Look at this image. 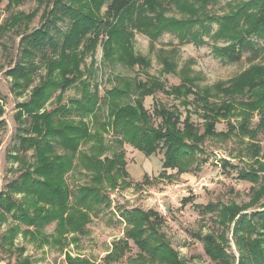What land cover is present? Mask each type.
I'll return each instance as SVG.
<instances>
[{"label":"trees","instance_id":"obj_1","mask_svg":"<svg viewBox=\"0 0 264 264\" xmlns=\"http://www.w3.org/2000/svg\"><path fill=\"white\" fill-rule=\"evenodd\" d=\"M59 1L52 0L53 8L49 13L58 8L56 3ZM73 1H78L79 4L74 6L63 2L62 5L72 15L73 29L77 27L79 34L64 37L65 44L58 59L44 58L46 73L42 83L32 88L29 100L17 104L18 110L14 115L20 125L25 118L29 120L28 127L18 136V144L23 152L32 150L33 160L28 161L19 154L13 155L14 161H21L24 168L17 178L8 183L9 193L0 191L1 221H5L6 214L11 213L14 220L27 227H34L33 230L25 228V231L35 239L44 226L55 222L54 233L46 235V238L50 236V240L46 239V242L62 248L70 241H75V235L85 234L92 213L101 206H107L105 189L116 188L128 177L123 148L125 142L147 156L163 151V168L175 169V173L180 174L190 171L196 162L193 161L194 155L189 153L193 149H185L183 134L188 139L195 140L194 143H200L205 137L219 134L228 137L233 130L236 131L235 135L255 139L259 130L264 129V57L260 58L264 51V0L228 2V11L221 15H203L208 4L214 0H185L186 3L180 9L185 14L188 13L187 19L165 18L160 25L158 23L157 30L165 29L180 34L185 40L194 35L198 42H204L202 36L209 35L214 41L211 46L212 54L225 62L239 61L245 51H249L250 60L261 59L252 62L250 68L244 69L238 76L225 82L218 81L214 85L226 95L225 100L210 101L211 95L207 89L205 114H200L204 127L201 134L192 128L193 112L188 108L191 103L190 95L192 100L201 98L188 86L175 85L167 88L159 81L150 84L126 78L125 83L117 82L105 91L104 96L99 95L98 87L83 78L77 49L81 47L80 43H84L86 47L96 43L99 34L89 36L86 33L101 22L96 15L99 7L106 6L104 24L112 27V24H121L126 18L133 19L130 14L136 0ZM158 8L161 10V6ZM33 14L34 11L28 15ZM153 19L144 16L143 28L148 29L154 25ZM161 19L159 17V21ZM213 23L216 24L215 29ZM6 27V23L3 24L4 30ZM94 30L99 31V28ZM114 35L107 34L105 44ZM37 39L41 38L36 36L34 40L30 39L29 46L24 48L27 59L35 56L34 49H40L51 42L50 39H47L48 42ZM217 41L227 44L219 46ZM108 53L110 47L105 52L106 55ZM129 53L133 56L132 51ZM138 61V58L130 57L128 66L131 67ZM27 63L30 69L33 68L31 61ZM28 68L26 64L18 63L8 71L15 79H23V82L14 84L15 87L29 84L32 78ZM76 83L81 87L80 97L62 102L65 91ZM156 91L167 92L168 96L179 102L169 107L156 102L150 113L144 106V98L152 96ZM235 94L246 98L236 101ZM53 97L57 105L47 109L46 105ZM102 106L106 109V115L103 116L98 112ZM180 107L184 109L181 110ZM253 112L260 114V121L256 127L251 128L248 123ZM234 115L241 116L238 124L230 121ZM155 118H159L157 124ZM84 119H91L93 131ZM220 119L228 121L225 132L215 130V123ZM181 123L183 128L179 125ZM110 131L116 138V147L109 155L107 151L110 148L105 135ZM255 143H250L254 157L252 164L241 169L238 174L239 179L251 184L248 202L201 205L203 209L215 211L220 223H225L228 228L232 221V235L238 250L237 264H264V201H261L264 198V160L259 157V145ZM83 145H87V148L83 149ZM201 151L200 148L196 149V152ZM228 164L229 162L223 161L224 166ZM74 169L84 171L88 180L72 190L67 184L66 175ZM124 183L129 185L128 182ZM12 194H19L21 197L14 199ZM250 206L255 208L247 213ZM122 216L127 225L124 238L114 243L112 250L105 256L107 259H119L130 249L131 240L139 249L140 257L147 256L162 264H184L162 229L164 219L157 210L142 211L134 208L123 211ZM8 230L11 241L15 230L14 227ZM4 238L8 241L5 236ZM202 240L204 252L217 260L219 254L216 249L221 246L209 234L204 235ZM65 260L67 264L87 262L86 259L73 257L69 253H65Z\"/></svg>","mask_w":264,"mask_h":264},{"label":"rangeland","instance_id":"obj_2","mask_svg":"<svg viewBox=\"0 0 264 264\" xmlns=\"http://www.w3.org/2000/svg\"><path fill=\"white\" fill-rule=\"evenodd\" d=\"M236 1L247 0H214L208 4L203 15L207 13L221 15L228 11V2ZM63 2L74 6L79 4L78 1L60 0L56 3L58 8L49 13L53 8L52 0L43 2L3 0L0 3V191L5 193L10 192L8 183L17 178L24 168L23 163L14 161L12 156L19 154L28 161L33 160L32 150L23 152L18 144V136L28 127L29 120L25 118L24 123L20 125L15 119L17 104L29 100L32 88L42 83L46 73L44 58L58 59L59 52L65 44L64 37L68 34H79L77 27L73 29V17L62 5ZM185 3V0H136L130 14L133 19L126 18L121 24L117 22L112 24V27L104 24L106 6L102 5L96 11L97 17L101 20L95 27L99 28V31L91 28L86 33L89 36L99 34L96 43L91 47L80 43L81 47L77 49V54L81 60L80 70L84 73L83 78L98 87L101 97L117 82L125 83L126 78L147 81L150 84L159 81L167 88L175 85L190 87L201 98L192 100L190 95L191 103L188 107L193 112L192 128L201 134L204 127L200 114L203 116L205 114L207 89L211 95L210 101L225 100L226 95L214 85L218 81H228L238 76L244 69H249L252 62L263 59L264 51L261 59L252 61L249 59V51H245L239 61L225 62L212 54L211 46L214 41L209 35H203L204 42H198L194 35L185 40L180 34L165 29L157 30L158 23L160 25L165 18L187 19L188 13L185 14L184 10L180 9ZM158 6H161V10ZM32 11L34 14L29 16ZM137 15L140 18L136 19ZM156 15L162 19L159 21ZM144 16L154 18V25L148 29L142 26ZM5 23L7 27L4 30ZM212 26L213 29L216 28L215 23ZM107 34L115 35L105 44ZM36 36L41 38L37 39L38 41L48 42L47 39H50L51 42L40 49H34L35 56L27 59L23 50L29 46V40H34ZM258 42L261 44L260 40ZM216 43L219 46L227 44L222 41ZM108 45L110 53L106 55ZM130 57L139 59L131 67L128 66ZM27 61L33 63V68L30 69ZM18 63H24L29 67L32 78L27 86L22 84L20 88L14 84L23 82V79H15L8 74V71ZM80 94L81 87L76 83L65 91L62 102L79 98ZM234 96L236 101L246 98L236 94ZM156 102L169 107L179 101L168 96L167 92L160 91L144 98V106L150 113L153 112ZM56 105L53 97L46 108L51 109ZM180 109L183 110L184 107ZM98 112L101 116L106 115L105 107H100ZM240 118V115H234L230 121L238 124ZM154 120L156 124L159 122V118ZM85 121L93 131L91 119ZM259 121L260 114L253 112L248 125L254 128ZM227 122L224 119L218 120L215 123L216 132H225L228 129ZM179 125L183 128L182 123ZM235 132L233 130L228 137L220 134L205 137L200 143H194L195 140L188 139L183 134L186 140L185 149L186 151L193 149L189 153L194 155L193 161L196 162L190 171L176 174L175 169H167L166 175L162 176L160 174L164 172L163 151L147 156L125 142L123 144L125 160L131 162L128 165L131 173L129 172L128 177L116 188L105 189L104 193L108 196L105 202L108 204L92 213L85 234L75 235L77 239L62 248L46 242L50 240V236L46 238V235L54 233L55 222L44 226L39 236L36 233L35 239L31 233L25 231V228L33 230L34 227L19 223L11 217V213H7L5 221L0 220V264H67L65 253L86 259L87 262L84 264H162L147 256L140 257L139 249L131 240L130 249L119 259L105 257L112 250L114 243L124 238L127 225L122 212L134 208L142 211L154 209L162 215L164 219L162 229L184 264H237L238 250L232 235V221L229 222L228 228L225 223H220L215 211L202 207L209 203L242 204L249 200L251 184L249 181L239 179L238 174L241 169L252 164L254 159L250 143L256 142L259 145V157L264 160V129L259 130L255 139L235 135ZM111 133L110 131L105 135L110 148L107 151L109 155L116 147V138ZM82 148H87V145H83ZM197 148L202 151L196 152ZM223 161L229 164L224 166ZM142 171L147 175H140ZM87 180L88 176L84 171L78 169L66 175L67 184L72 190ZM124 182H128L129 185H125ZM12 196L14 199L21 197L19 194ZM184 198L189 199L183 201ZM261 201H264V198ZM255 206H250L246 212L249 213ZM11 227H14L15 233L10 241L11 233L8 229ZM206 234L213 236L214 242L221 246L216 249L219 254L217 260L204 252L202 239Z\"/></svg>","mask_w":264,"mask_h":264},{"label":"crops","instance_id":"obj_3","mask_svg":"<svg viewBox=\"0 0 264 264\" xmlns=\"http://www.w3.org/2000/svg\"><path fill=\"white\" fill-rule=\"evenodd\" d=\"M129 164H131V162H128V161L126 160V169H127L128 173L130 172L129 167H128ZM162 169H163L164 174H165L166 171H167V169H169V168L164 169L163 166H162ZM130 173H131V172H130ZM135 174H137V173H135ZM142 174H144L145 176L147 175L144 171H142L140 175H142ZM164 174L161 173L160 175L162 176V175H164ZM165 175H166V174H165ZM137 176H139V175H137Z\"/></svg>","mask_w":264,"mask_h":264}]
</instances>
